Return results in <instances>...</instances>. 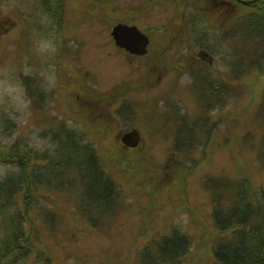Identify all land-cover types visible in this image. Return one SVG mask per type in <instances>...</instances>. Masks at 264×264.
I'll use <instances>...</instances> for the list:
<instances>
[{"label":"rangeland","instance_id":"1","mask_svg":"<svg viewBox=\"0 0 264 264\" xmlns=\"http://www.w3.org/2000/svg\"><path fill=\"white\" fill-rule=\"evenodd\" d=\"M164 1V5H160V0H152L151 6L148 0H0V142H8L1 130L8 126L14 137L28 140L37 150L48 147L50 132L47 128L64 117V108L60 109L54 122L49 119L54 116L52 112H36L46 108L53 98L42 91L49 79L58 78L57 69L74 74V81L87 88L112 85L102 94L127 82L128 77L123 80L125 74H120L127 71L125 67L104 57L107 52L117 53L110 36L111 29L119 22L136 25L143 31L170 23L174 25L173 18L169 23V18L163 15H173L175 3ZM196 1L200 4V0ZM61 8L68 38L58 35L50 41L44 31L56 32L58 24L51 16L54 14L55 17ZM256 10L264 14V1L253 7L236 6L231 10L229 20L232 22L236 16ZM214 57L219 69L223 70L217 54ZM160 62L166 64L161 70L157 68L150 73L145 84L150 88L135 87L131 96L163 91V82L168 76L175 75L171 71L177 61L174 56L166 54ZM182 62L178 58V65ZM114 63L116 67L112 70ZM135 69L133 67L131 71L135 72ZM182 71L178 69V75H183ZM26 76L38 79L30 86L33 103L23 84ZM185 82L183 78L178 81V99H174L173 94V99L167 101L181 100L184 111H190L186 115L192 119L195 117L191 112L200 113V103L197 97L192 99V105L191 101L187 102V96L183 95ZM230 83V92L234 96L223 112H213L219 124L202 149L175 153L172 150L175 128L172 125L167 129L164 114H161L162 120L151 113L141 120L142 138L136 149L125 148L119 134H87L97 148L102 166L119 185L121 195L114 211L95 227L88 224L78 211L81 201L78 191L46 190L38 196L39 207L44 208L47 215L54 212H51L53 224L48 225L39 210L29 214L23 244L29 246L31 252L24 256H27L25 260L18 262L45 264L46 259L52 264H139L140 253L145 248L149 254L155 253V244L162 237H169L175 227L189 240L190 248L183 264H218L213 249L225 235L213 228L204 179L245 180L257 192L264 188V161L258 156L262 128L256 117L264 75L252 71L240 82ZM50 84L53 85L54 81ZM166 85L169 87V83ZM51 88L54 86L47 89ZM10 90L14 91L10 93ZM13 96L19 98V103L13 100ZM68 104L65 101L66 107ZM152 105L154 108L151 109L164 113L161 99ZM141 107L147 109L148 105ZM7 120L9 123L3 125ZM65 122L73 125L71 120ZM0 151L4 153L2 148ZM1 160L4 159L0 158V180L14 170V166ZM12 206L10 203L0 209V247L8 235L5 224L13 212ZM29 220L33 221L32 232ZM29 232L32 236H28Z\"/></svg>","mask_w":264,"mask_h":264},{"label":"trees","instance_id":"2","mask_svg":"<svg viewBox=\"0 0 264 264\" xmlns=\"http://www.w3.org/2000/svg\"><path fill=\"white\" fill-rule=\"evenodd\" d=\"M234 19L218 38L220 50L227 43L228 51L226 53L225 47L216 53L223 70L217 68L214 73L227 76L230 82H240L252 71L264 75V14L256 10ZM201 70L198 81L193 82L200 113L191 119L182 107L174 110L172 150L175 153L206 147L219 124L213 112H223L234 96L230 92L231 83H223L211 68ZM23 81L29 98H33L30 86L34 78L26 76ZM208 115L214 120L208 119ZM256 117L262 128L258 156L264 161V83ZM65 121L63 117L47 128L50 136L48 147L43 151L24 138L14 137L8 126L1 129L2 135L8 139V142H0L4 151H0V158L4 159L1 162L14 166V170L0 180V209L10 203L14 206L5 224L8 235L0 247V264H22L18 260H25L31 252V248L23 244L25 225L31 212L39 210L45 222L50 226L53 224V211L47 215L44 208L39 207L38 196L46 190L78 191L81 198L78 211L88 224L95 227L114 211L121 195L119 185L102 166L97 148L87 134L78 125L71 126ZM8 123L9 120L3 125ZM18 152L21 155H17ZM203 187L209 193L213 228L225 235L213 249L218 264H264V188L258 193L245 180L216 177L204 179ZM29 221L32 232L33 221ZM171 231L169 237L164 236L155 244V253L149 254L146 248L140 253L139 264H183L190 248L189 240L183 231L175 227ZM30 232L28 236H32ZM45 264L52 263L45 259Z\"/></svg>","mask_w":264,"mask_h":264},{"label":"flooded vegetation","instance_id":"3","mask_svg":"<svg viewBox=\"0 0 264 264\" xmlns=\"http://www.w3.org/2000/svg\"><path fill=\"white\" fill-rule=\"evenodd\" d=\"M148 1L152 6V0ZM171 1L175 3L174 14L163 16L169 18V23L173 18L172 20L175 21L174 25L170 23L169 25H164L160 28H148L143 31L136 25L122 22L117 23L137 27L146 38V53L144 55L131 54L124 48L116 46L112 37L111 39L114 44L113 47L117 53L107 52L105 56L103 54L104 57L114 60L116 65L120 64L122 67H125L127 71H123L120 74L121 76L125 74L123 80L128 77V79L125 80L127 82L121 83L114 88V90L108 89V92L102 94L103 90L112 85L109 84L106 87H97L96 89L92 88L95 86L87 88L83 84L74 81V74L71 75V73L67 72L65 69L61 70L56 67L55 70H59V73H57L58 78L52 80L49 79L47 84L44 85L45 88L42 91L43 94L47 96L51 95L53 98L46 108L39 109L36 113H39L42 110L47 111L48 113L52 112L54 116L49 118L53 121L58 115L60 109L64 108V119L71 120V123L78 125L88 135H94V133H108L119 134L122 137L124 134L136 130L141 137V120L146 117L148 113H151L150 115H155L159 120L163 119L161 114L166 115L163 122L167 129H169L176 118L174 110H176L177 107L183 106H181V103L179 102L181 100L167 101V99H173V94L175 96L174 99H178L180 94L178 81L183 78L186 80L183 86V95L187 96V102L191 101L192 105V99L197 97L196 91L193 88V82L198 81V75L202 72L201 69L211 68L212 73L215 76H219L214 73L216 69L219 68L218 61L214 57V55L220 51V40H218V38L229 28L231 10L238 5H242L240 1L244 0H200V4H198L196 0ZM246 1L250 2L248 3L249 5H247L248 7H253L264 0H259L256 3H253L254 0ZM164 3V0H160V5H164ZM179 6L181 10L179 9ZM164 10L169 11V9L166 8ZM179 10L181 21L180 26H178ZM58 11L59 12H57L55 17L54 14L51 16V19H53L54 22L57 21L58 24L56 32L52 34L46 29L44 31L45 35L48 33L50 41L58 38V35L68 38L63 27V8L58 9ZM53 43L54 42H52V44ZM224 46L226 47L227 53V43H224ZM166 54L174 56L177 64L171 71L174 72L175 75L173 77L168 76L166 82H163V91L160 88V94H147V96H144L145 94L142 93L140 95L131 96L135 87H149L145 84L149 79L150 73L155 72L157 68H160L161 70V67L165 62L161 63L160 60H162ZM178 58H181L184 61L180 65H178ZM142 59L145 60H143V64L140 65ZM226 61L228 62L227 58ZM54 62L57 64L58 60L56 59ZM115 63L111 66L112 70L116 67ZM133 67L136 68L135 72L131 71ZM178 69L183 70V75H178ZM55 70L54 77H56ZM77 77L84 81L80 76ZM219 78L223 83H230V80H228L225 75H220ZM160 79L161 76L159 77V84ZM34 81L38 82V79L34 78ZM53 81L54 84L51 85L50 83H53ZM111 82L114 84L115 81L112 80ZM166 83H169V87ZM50 86H54V88L47 89ZM70 94H72V97L68 98ZM61 97H63L62 100ZM160 99L161 103H163L162 110H164V113L151 109L154 108L152 104ZM64 100L69 103L67 107ZM146 105H148V108L142 109L141 106L146 107ZM91 107H93L94 110L87 111V109ZM199 110L201 111V106ZM185 112L188 114L190 111L188 110L187 112L185 110ZM156 114H158V116H156ZM191 114H193L194 117L198 115V113L194 114V112H191ZM207 118L210 120L212 118L214 120L213 116L208 115ZM138 119L139 126L137 125ZM88 138L90 137L88 136Z\"/></svg>","mask_w":264,"mask_h":264},{"label":"water","instance_id":"4","mask_svg":"<svg viewBox=\"0 0 264 264\" xmlns=\"http://www.w3.org/2000/svg\"><path fill=\"white\" fill-rule=\"evenodd\" d=\"M111 37L116 46L124 48L131 54L144 55L146 53V38L135 26L117 24L111 30ZM120 141L127 148H136L140 141V135L138 131L133 130L124 134Z\"/></svg>","mask_w":264,"mask_h":264},{"label":"clouds","instance_id":"5","mask_svg":"<svg viewBox=\"0 0 264 264\" xmlns=\"http://www.w3.org/2000/svg\"><path fill=\"white\" fill-rule=\"evenodd\" d=\"M12 91H14V90H10V93H11ZM13 100H14L15 102L19 103V98H18V97L13 96Z\"/></svg>","mask_w":264,"mask_h":264}]
</instances>
